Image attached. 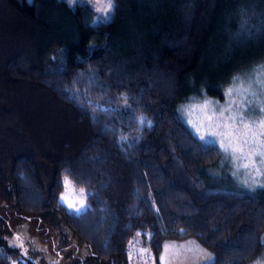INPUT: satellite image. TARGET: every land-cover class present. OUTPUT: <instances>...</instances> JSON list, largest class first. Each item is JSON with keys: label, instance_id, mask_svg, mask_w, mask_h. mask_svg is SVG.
<instances>
[{"label": "trees", "instance_id": "1", "mask_svg": "<svg viewBox=\"0 0 264 264\" xmlns=\"http://www.w3.org/2000/svg\"><path fill=\"white\" fill-rule=\"evenodd\" d=\"M113 2L94 22L91 0H0V201L89 252L64 264H127L134 237L153 264L188 239L212 254L206 264H254L264 190L236 193L214 175L219 148L178 107L221 99L264 62V0ZM65 175L87 193L80 213L60 200ZM7 225L0 216V264H39Z\"/></svg>", "mask_w": 264, "mask_h": 264}, {"label": "snow or ice", "instance_id": "2", "mask_svg": "<svg viewBox=\"0 0 264 264\" xmlns=\"http://www.w3.org/2000/svg\"><path fill=\"white\" fill-rule=\"evenodd\" d=\"M87 2V0H85ZM115 4L113 0H108L107 7L97 9V13L101 20L110 18L113 14ZM251 76L246 79L250 81L247 88L244 87H229L225 95L229 98L225 105H219V102H213L205 99L203 103L190 104L184 106V110L189 115H195V111L199 110L203 114V118H198L197 121H190L200 133V139L206 140L207 137L214 139L207 140V143L218 144L219 149L225 154V159L232 162L234 166L233 175L238 176L243 170V175L246 179L245 184L249 180L253 184L264 187V105L259 109L260 118L251 119L248 116L246 109H250L252 100L248 99L246 94L251 93V85L259 84L261 92H264V62L254 65L250 70ZM80 76L83 73L79 74ZM235 83L239 78L234 76ZM77 83L73 80V85ZM89 88L95 83V77L89 78ZM66 91L72 93V98L80 99V89L78 87L67 88ZM87 96V91L85 92ZM239 97H244L240 99ZM125 99V108H129L127 97ZM89 110H102V105H96L92 101H88ZM217 105H219L217 110ZM94 114V112H93ZM205 121L207 123L205 124ZM206 129V131H205ZM126 140V137H121ZM63 185L65 192L62 193L60 200L72 212L80 213L88 207L86 203L87 193L84 189H80L79 195H74L69 198L68 193L72 191V182L68 175L63 177ZM183 232V229L179 230ZM139 235V233H138ZM17 246V245H13ZM212 254L206 249L201 248L195 241H187L184 244L175 242L165 243L163 245V254L160 260L164 264H173L179 260L180 264H203L205 261H210ZM254 264H264V258H258Z\"/></svg>", "mask_w": 264, "mask_h": 264}, {"label": "rangeland", "instance_id": "3", "mask_svg": "<svg viewBox=\"0 0 264 264\" xmlns=\"http://www.w3.org/2000/svg\"><path fill=\"white\" fill-rule=\"evenodd\" d=\"M70 1L74 2L75 0ZM91 2L94 4L96 10L103 9L107 7L108 4V0H91ZM96 14L97 16L94 18V22L105 20H101L98 13ZM249 76H251V72L248 71H246L243 75H237L239 79L235 83L233 81L231 82V84L224 90L221 99L211 97H204L201 99L196 98L179 105L178 112L180 117L199 139L200 133L196 132L195 127L192 123H190V121H197L198 118H203V114L199 110H196L195 115L190 116L189 113L184 110V106L203 103L205 99L211 100L213 102L218 101L219 105L226 106V102L229 99L225 95L226 90L229 87L242 86L244 88H247L250 81H248L246 78ZM251 89V93L246 94V96L248 99L252 100V104L250 105V109H246V111L248 112L249 118L258 119L260 118L259 109L262 105H264V92H261L259 84H252ZM239 98L243 99L244 97ZM219 105H217V110ZM206 123L207 121H205V124ZM211 139L214 138L207 137L206 140H200L205 145H211L213 143L206 142L207 140ZM213 145H216L219 148L218 144ZM220 153L221 157L218 166L215 168L218 172H215L214 175H218L217 177L224 182H227V180H229V177L232 176L234 185H231L230 189H232L236 193H255L259 189L264 190V187L253 184L251 180H249L248 183L245 184L243 181L246 179V177L243 175V170H241L240 175L234 176L233 171L235 169L232 162L228 159H225V154L222 153L221 150ZM260 179L264 180V177H261ZM79 192L80 188L77 189L72 185V191L68 193L69 198L71 199L72 196L79 195ZM0 216L7 220V232L9 236L14 239L10 240V244L17 245L15 247L21 250L24 255L33 258V260L39 264H64L65 262L75 260L79 257L85 259L88 258L89 252L82 246L80 241L76 240L75 237L71 236L67 239V241H65L63 238V240H60V242H58L57 233L53 231V228H51V225L48 222L41 221L35 217L20 215L12 209L11 204L7 201H0ZM187 241L194 240L188 239L181 242L168 241L166 243L175 242L177 244H184ZM196 244L198 243L196 242ZM162 254L163 250L161 255ZM207 262L208 261H205L203 262V264H206ZM160 263L164 264V262L161 260ZM127 264H153L151 253H149L146 247L140 244L138 237H134L129 242ZM173 264H180V262L179 260H177L173 262Z\"/></svg>", "mask_w": 264, "mask_h": 264}]
</instances>
